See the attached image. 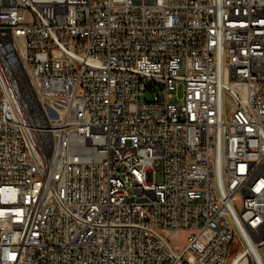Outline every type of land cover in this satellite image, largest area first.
Segmentation results:
<instances>
[{
    "label": "built area",
    "instance_id": "1",
    "mask_svg": "<svg viewBox=\"0 0 264 264\" xmlns=\"http://www.w3.org/2000/svg\"><path fill=\"white\" fill-rule=\"evenodd\" d=\"M262 196L264 0H0V264H264Z\"/></svg>",
    "mask_w": 264,
    "mask_h": 264
},
{
    "label": "rangeland",
    "instance_id": "2",
    "mask_svg": "<svg viewBox=\"0 0 264 264\" xmlns=\"http://www.w3.org/2000/svg\"><path fill=\"white\" fill-rule=\"evenodd\" d=\"M181 90L179 88L178 90V95L180 96ZM145 98H147V96H145ZM142 101V98H141ZM154 173H155V177H154V182L155 183H161L162 182V165L159 163L157 166L154 167ZM188 236L187 232H179L175 234V238L170 240V243H174L175 245H177L178 247L182 248L185 243H186V237ZM238 250V244L236 241L232 242V244L230 245L229 248V252H228V256L229 258H231L234 253Z\"/></svg>",
    "mask_w": 264,
    "mask_h": 264
},
{
    "label": "bare ground",
    "instance_id": "3",
    "mask_svg": "<svg viewBox=\"0 0 264 264\" xmlns=\"http://www.w3.org/2000/svg\"><path fill=\"white\" fill-rule=\"evenodd\" d=\"M262 209H264V196H262ZM244 245V244H243ZM244 251H250L249 249L246 248V246L244 245ZM242 252H239L238 256L236 257H231L230 260L228 261L227 264H245V261L243 259V255H242Z\"/></svg>",
    "mask_w": 264,
    "mask_h": 264
}]
</instances>
